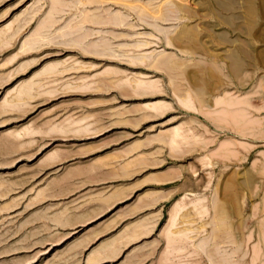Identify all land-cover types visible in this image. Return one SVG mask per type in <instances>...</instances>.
<instances>
[{
    "label": "rangeland",
    "instance_id": "rangeland-1",
    "mask_svg": "<svg viewBox=\"0 0 264 264\" xmlns=\"http://www.w3.org/2000/svg\"><path fill=\"white\" fill-rule=\"evenodd\" d=\"M229 263L264 264V0H0V264Z\"/></svg>",
    "mask_w": 264,
    "mask_h": 264
},
{
    "label": "bare ground",
    "instance_id": "bare-ground-1",
    "mask_svg": "<svg viewBox=\"0 0 264 264\" xmlns=\"http://www.w3.org/2000/svg\"><path fill=\"white\" fill-rule=\"evenodd\" d=\"M123 1H126V0H123ZM173 1H174V0H173ZM214 1H215L216 3H218V4L220 3V0H214ZM51 2H52V1H51ZM127 2H128V1H127ZM180 2H181L180 4H179V2H178L177 4H175V2H174L173 4H174L176 7H178L179 9H181V8L184 7V6L186 7V5L183 4L184 1H180ZM129 3H130V1H129ZM84 4H85V3H84ZM123 4H125V3H123ZM123 4H122V6H123ZM142 5H143V4H142ZM145 6H146V5H145ZM125 7H126V5H125ZM133 7H134V6H133ZM139 7L141 8V6H139ZM173 7H174V6H173ZM176 7H175V8H176ZM185 7H184V8H185ZM188 7H189V6H188ZM127 8H129V7H127ZM137 8H138V7H137ZM129 9H130V8H129ZM138 9H139V8H138ZM138 9H137V11H136V12H137L136 14H138V11H139ZM150 9H151V8H150ZM185 9H186V8H185ZM142 10H143V9H142ZM155 10H156V9H155ZM183 10H184V9H183ZM116 11H118V10H116ZM116 11H115V12H116ZM129 11H130V10H129ZM133 11H134V10H133ZM184 11H185V10H184ZM119 12H120V11H119ZM131 12H132V11H131ZM142 12L144 13V11H141V12L139 11V13H142ZM149 12H150V11H149ZM154 12H155V11H154ZM185 12H186V11H185ZM190 12H191V10H190ZM132 13H133V12H132ZM159 13H160V12H159ZM161 13H162V11H161ZM161 13H160V14H161ZM187 13H188V9H187ZM120 14H121V13H120ZM180 14H181V13H180ZM138 15H139V14H138ZM140 15H141V14H140ZM162 15H163V14H161L160 18H159V17H158V18L161 19V18H162ZM165 15H166V13H165L163 16H165ZM119 16H120V15H119ZM146 16H147V15H146ZM152 16H153V15H152ZM179 16H180V15H178L177 18H178ZM115 17H116V16H115ZM91 18H92V17H91ZM116 18H117V17H116ZM182 18L184 19V16H182ZM100 19H101V18H100ZM127 19H128V18H127ZM141 19H142V18H141ZM164 19H165V18H164ZM179 19H181V17H179ZM173 20H176V19H173ZM99 21H100V20H99ZM146 21H147V19H146ZM147 22H148V21H147ZM157 22H159V21H157ZM179 23H180V22H179ZM124 24H125V23H124ZM128 25H129V24H128ZM147 25H148V24H147ZM68 26H69V25H68ZM81 26H82V25H81ZM182 26H183V25H182ZM184 26H185V25H184ZM189 26H190V25H189ZM125 27H126V26H125ZM132 27H133V26H132ZM155 28H156V27H155ZM155 28H154V29H155ZM182 28H183V27H182ZM188 28H189V27L187 26V29H188ZM188 30H189V29H188ZM169 33H170V32H169ZM172 34H173V32H171V35H172ZM185 34H187V33H185ZM171 35H169V36H171ZM180 35H181V34H180ZM180 35H179V36H180ZM181 36H182V35H181ZM183 36H184V35H183ZM166 37L168 38V36H166ZM184 37L186 38V36H184ZM181 38H182V37H181ZM172 39H173V38H172ZM182 39H184V38H182ZM189 39H190V38H189ZM185 40H186V39H185ZM168 41H170V40L168 39ZM168 41H167V42H168ZM186 41H188V39H187ZM165 42H166V41H165ZM175 42H176V40H175ZM175 42H174V43H175ZM180 42L182 43V40H180ZM180 42H179V44H180ZM183 42H184V40H183ZM168 43H169V42H168ZM189 43H190V42H189ZM191 43H192V41H191ZM193 43H194V42H193ZM177 44H178V43H177ZM140 45H141V44H140ZM140 45H139L138 47H140ZM168 45H169V44H168ZM175 45H176V44H175ZM182 45H183V44H182ZM184 45H186V44H184ZM136 46H137V45H136ZM172 46H173V45H172ZM105 49H106V48H105ZM180 50H182V49H180ZM183 51H184V50H183ZM183 51H182V52H183ZM185 51H186V50H185ZM185 51H184V52H185ZM189 52H190V51H189ZM143 56H144V55H143ZM148 56H149V55H148ZM148 56H146V58H148ZM158 56H160V55H158ZM158 56H157V57H158ZM138 57H140V55H139ZM150 58H151V57H150ZM155 58H156V56H155ZM155 58H153V60H154ZM161 58H163V59H161V61L158 60L159 58H158V59H155V61L157 60L156 63L158 62V64H160V62H162L161 65H162V64H165V65H166V62H167L168 60H169V62H170V59L165 60V59H167V58H164V57H161ZM143 59L145 60V58H143ZM149 60H150V59H149ZM149 60L146 59L147 62H148ZM175 60H176V59H175ZM146 61H144V62H146ZM141 62H143V61H141ZM149 62H150V61H149ZM163 62H164V63H163ZM169 62H168V64H169ZM173 62H174V60L172 61V64H174ZM152 63H153V65H155L154 61L151 62V65H152ZM148 64H150V63H148ZM168 64H167V65H168ZM170 64H171V62H170ZM170 64L168 65L169 67H171ZM176 64H177V62L175 63V67H176L177 65H179L180 63L178 62V64H177V65H176ZM167 65H166V66H167ZM159 66H160V65H159ZM163 66H164V65H163ZM181 66H182V65H181ZM181 66H180V67H181ZM173 67H174V65H173ZM164 68H165V66H164ZM166 68H167V67H166ZM166 68H165V69H166ZM168 69H169V68H168ZM168 69H167V70H168ZM169 70H170V69H169ZM179 70H180V68H179ZM181 71H183V70H181ZM147 84H148V83H147ZM154 84H155V83H154ZM154 84H153V85H154ZM150 87H151V86H150ZM147 88H148V87H147ZM147 88H146V89H147ZM142 90H145V88L143 89V87H142ZM151 90H152V89H151ZM153 90H155V88H153ZM147 91H148V90H147ZM188 101H189V100H188ZM177 130H178V129H177ZM180 132H181V131H180ZM173 133L175 134V132H173ZM181 133H182V132H181ZM171 135H172V134H171ZM169 136H170V135H169ZM176 136H178V135H176ZM170 137H171V136H170ZM170 137H169V138H170ZM180 137H181V136H180ZM176 139H177V137H176ZM172 140H173V137H172ZM183 140H184V139H182V141H183ZM180 141H181V139H180ZM161 142H162V141H161ZM164 142H165V141H164ZM174 142H175V141H174ZM174 142H171V143H173V144L171 145V147L174 145ZM178 142H179V141H178ZM176 143H177V142H176ZM169 144H170V143H169ZM174 146L177 147V144L174 145ZM174 146H173V147H174ZM179 146H180V145H179ZM173 147H172V148H173ZM176 147H175V148H176ZM169 149H170V148H169ZM173 149H174V148H173ZM130 150H131V149H130ZM171 151H172V150H171ZM174 151H175V150H174ZM54 157H55V156H54ZM125 171H126V170H125ZM127 172H128V171H127ZM127 172H126V174H129V172H128V173H127ZM122 173H124V172L122 171ZM124 175H125V174H124ZM123 188H124V187L121 188L122 191H123ZM118 189H119V188H118ZM114 191H115V190H114ZM116 192H117V193L119 192V194L122 193L121 191H118V190H117ZM116 192H115V193L113 192L114 195L111 196V197H116V196H117V195H116V194H117ZM113 193L111 192V194H113ZM119 194H118V195H119ZM125 194H126V193H125ZM149 194H151V195L153 196L152 193H149ZM149 194H147V195H149ZM120 195H122V194H120ZM120 195H119V196H120ZM123 195H124V194H123ZM214 195H215V194H214ZM109 196H110V195H109ZM215 196H216V195H215ZM148 197H149V196H148ZM102 198H103V197H102ZM102 198L100 197L99 199L105 201V199H104V198L102 199ZM105 198H106V197H105ZM107 198H108V197H107ZM109 198H110V197H109ZM109 198H108V201H109ZM117 198H118V196H117ZM150 198H152V197H150ZM155 199H156V196H155L154 198H152L151 203H153V200L155 201ZM214 199H215V198H213L211 201H214ZM106 200H107V199H106ZM181 201H182V200H181ZM102 202H103V201H102ZM216 202H217V196H216ZM144 203H145V202H144ZM146 203H147V202H146ZM151 203L148 202L149 205H151ZM214 203H215V201L212 203V205H213L212 207H214L215 205L218 204V202H217V204H214ZM148 204H147V205H148ZM179 204H180V203H177V205H176V203H175V205H176L175 208H176V209L173 210L174 212L177 211V209L179 208ZM210 204H211V203H210ZM219 204L221 205L222 203L219 202ZM219 204H218V206H219ZM147 205H145V206H147ZM173 206H174V205H173ZM180 206H181V205H180ZM218 206H215L212 210H214V211L217 210L218 212L221 210V212H222V211H223V210H222L223 207H222L220 210H218V209H217ZM221 206H222V205H221ZM212 207H211V208H212ZM219 207H220V206H219ZM138 208H139V207H138ZM135 209H136V208H135ZM172 209H173V208H172ZM133 210H134V209H133ZM178 210H179V209H178ZM180 210H181V208H180ZM204 211H205V210H204ZM214 211H213V212H214ZM217 211H215V213H216ZM171 212H172V210H171ZM174 212H172V213H171V216L169 217V219H170V221H171V222H170V221H169V222L171 223V225H172V222H173L172 220L174 219L173 217H174V215H175ZM183 212H184V211H183ZM218 212H217V213H218ZM221 212H219V213H221ZM224 212H225V211H224ZM178 213H179V211H178ZM219 213H218L219 217H218L217 214H216L217 216H215V217H217V218L220 219V220L224 219V218L221 216V215H223L224 213H222L221 215H220ZM181 214H182V213H181ZM200 214H201V213H200ZM204 214H205V213H204ZM62 215H63V214H62ZM175 216L178 217V215H175ZM180 216H181V215H180ZM188 216H189V215H188ZM213 216H214V215H213ZM63 217H65V216H63ZM184 217H185V214H184ZM175 218H176V217H175ZM185 218H186V217H185ZM189 218H190V217H189ZM61 219H62V218H61ZM61 219H60V221H61ZM169 219H168V220H169ZM182 219H183V218H182ZM182 219H180V220H182ZM187 219H188V218H187ZM214 219H215V218H214ZM218 219H215V220H218ZM225 219H226V218H225ZM227 219H228V217H227ZM147 220H148V219H147ZM153 220H154V219H153ZM175 220H177V218L174 219V221H175ZM178 220H179V219H178ZM211 220H213V219H211ZM220 220H218V222H220ZM63 221H64V220H63ZM186 221H187V220H186ZM190 221H191V220H190ZM190 221H189V222H190ZM204 221H205V220H204ZM64 222H66V220H65ZM169 222H168V223L166 222V223L169 225ZM178 222H179V221H178ZM184 222H185V221H184ZM209 222H210V221H209ZM218 222H217V223H218ZM66 223H67V222H66ZM140 223H141V222H140ZM149 223H150V222L148 221V224H149ZM176 223H177V222H176ZM176 223H175V224H176ZM181 223H183V222L181 221ZM187 223H188V222H187ZM191 223H192V221H191ZM204 223H205V222H204ZM206 223H207V222H206ZM222 223H224V222L222 221ZM227 223H228V222H227ZM229 223H230V222H229ZM142 224H143L144 226L147 225V223H145V221H144V222L142 221ZM167 224H166V225H167ZM178 224L180 225V222H179ZM185 224H186V223H185ZM168 225H167V227L165 228V230L168 229ZM171 225L169 226L170 228L172 227ZM179 225H178V227L180 228L181 225H180V226H179ZM216 225L218 226V224H216ZM219 225H220V224H219ZM222 225H225V224H221V226H222ZM141 226H142V225H141ZM141 226L139 225V227H141ZM174 226H175V227H174ZM174 226H173L174 228L177 227V225H174ZM188 226H189V224H188ZM200 226H201V225H200ZM202 226L204 227V225H202ZM217 226H216V227H217ZM227 226H228V225L226 224V227H227ZM137 227H138V226H137ZM173 227H172V228H173ZM178 227L176 228L177 230H178ZM181 227H182V226H181ZM226 227L222 226V228H226ZM230 227H231V226H230ZM133 228H134V227H133ZM141 228H143V226H142ZM188 228L190 229L191 227H188ZM199 228L202 229L201 227H199ZM218 228H219V226L217 227V230H218ZM220 228H221V227H220ZM220 228H219V229H220ZM227 228H228V227H227ZM181 229H182V228H180V230H181ZM185 229H186V228H185ZM193 229H194V227H193ZM213 229H215V228H213ZM228 229H229V228H228ZM134 230H137L136 227H135ZM169 230H170V229H169ZM169 230H168V231H169ZM173 230L175 231V229H173ZM238 230H239V229H238ZM132 231H133V230H132ZM140 231H141V230H140ZM183 231H184V230H183ZM187 231H188V230H187ZM196 231H197V230H196ZM200 231H201V230H200ZM133 232H134V231H133ZM133 232H132L131 234H133ZM135 232H136V231H135ZM135 232H134V233H135ZM165 232L167 233V231H165ZM170 232H171V230H170ZM172 232H173V231H172ZM178 232H180V231H178ZM188 232H189V231H188ZM136 233H137V232H136ZM175 233H176V231H175ZM180 233H181V232H180ZM216 233H217V232H216ZM131 234H129V235H131ZM168 234H169V233H168ZM211 234H212V233H211ZM129 235H128V236H129ZM176 235H178V234H176ZM189 235H190V234H189ZM167 236H169V235H167ZM186 236H187V235H186ZM186 236H185V237L183 236L184 239L187 238V237H189V236H187V237H186ZM194 236H195V235H193V237H194ZM202 236H203V235H202ZM210 236H212V235H210ZM210 236L208 235L207 238H210ZM215 236H216V235H215ZM215 236H214V238H216ZM223 236H224V235H223ZM129 237H130V236H129ZM172 237L175 239L176 236L174 237V235H173ZM172 237H171V238H172ZM180 237H181V236H180ZM127 238H128V237H127ZM132 238H133V237H132ZM132 238L130 237L129 240L132 239ZM167 238H170V237H167ZM178 238H179V237H178ZM221 238H222V237H221ZM133 239H134V238H133ZM174 239H171V240H174ZM182 239H183V238H182ZM187 239L189 240L190 237L187 238ZM201 239H202V237H201ZM204 239H206L205 236H204ZM210 239H211V238H210ZM212 239H213V236H212ZM111 240L113 241V242H112V241L110 242L111 245H114L113 243L116 242V241L113 240V239H111ZM169 240H170V239H169ZM176 240H177V239H176ZM199 240H200V239H199ZM199 240H198V241H199ZM207 240H208V239H207ZM207 240H206V241H207ZM223 240H224V239H223ZM117 241H118V240H117ZM124 241H127V240H124ZM198 241H197V244L202 242L201 240H200L201 242H200V241L198 242ZM208 241H209V240H208ZM212 241H213V240H212ZM212 241H211V242H212ZM174 242H176V241H174ZM204 242H205V241H204ZM218 242H219V241H218ZM116 243H117V242H116ZM202 243H203V242H202ZM202 243H201V244H202ZM207 243H208V242H207ZM207 243H206V244H207ZM123 244H124V243H123ZM189 244H190V243H189ZM192 244H195L196 247H197L196 242H195V243L193 242ZM234 244H235V243H234ZM111 245H110V246H111ZM202 245H203V244H202ZM207 245H208V244H207ZM106 246H108V244H107ZM115 246H116V244H115ZM191 246L194 247V245H191ZM198 246L200 247V244H198ZM116 247L119 248L118 246H116ZM116 247H115V248H116ZM199 247H197L196 249H198ZM203 247H205V246H201L200 248H202L203 251H204V248H203ZM105 248H106V247H105ZM213 248H214V247H213ZM101 249H102V248H101ZM106 249H107V248H106ZM109 249H111V248H109ZM216 250H217V249H216ZM199 251H200V250H199ZM201 251H202V250H201ZM214 251H215V249H214ZM108 252H109V251H108ZM111 252H112V250H111ZM235 252H236V251H235ZM109 253H110V252H109ZM109 253H108V254H109ZM112 253H113V252H112ZM206 253H208V252H206ZM218 254H219V253H218ZM235 254H236V253H235ZM240 255H241V254H240ZM210 257H211V256H210ZM208 258H209V257H208ZM217 259H218V258H217ZM209 261L211 262L210 258H209ZM211 263H212V262H211ZM220 263H222V262H220ZM229 264H230V263H229Z\"/></svg>",
    "mask_w": 264,
    "mask_h": 264
}]
</instances>
